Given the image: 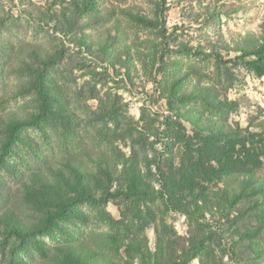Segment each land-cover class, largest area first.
I'll use <instances>...</instances> for the list:
<instances>
[{
    "label": "rangeland",
    "instance_id": "obj_1",
    "mask_svg": "<svg viewBox=\"0 0 264 264\" xmlns=\"http://www.w3.org/2000/svg\"><path fill=\"white\" fill-rule=\"evenodd\" d=\"M263 24L264 0H0V264H67L77 241L122 264H161L159 244L179 264H264V73L247 53ZM76 164L96 200L63 216ZM170 169L193 170L211 210L182 212Z\"/></svg>",
    "mask_w": 264,
    "mask_h": 264
},
{
    "label": "trees",
    "instance_id": "obj_2",
    "mask_svg": "<svg viewBox=\"0 0 264 264\" xmlns=\"http://www.w3.org/2000/svg\"><path fill=\"white\" fill-rule=\"evenodd\" d=\"M260 36V40L262 42L256 45L247 53L251 54V56H254L251 64L259 72L264 73V24L262 25V34ZM242 57H246V55H242ZM14 120L16 122V118ZM20 128V124L13 123V126L10 128V133L14 135V138H17ZM179 139H181L183 143L187 142L186 138L184 137H179ZM232 147L233 144L230 141L225 142V149H223L221 151V155L216 157V159L214 160L215 164L218 165L217 167H224L226 162L233 157ZM122 166L126 174V184L128 185V187L131 190H136L139 193H144V190H139V186L142 185L143 180L138 176V173L136 171V159L134 157H128L123 160ZM72 171L73 172L71 173L69 172L68 177L63 178L67 181L65 184L69 188L73 187L75 183L77 184L74 195H67V197L63 195L60 201H57L55 205L53 204V206H58L60 208L63 216H67L70 212H72V207L78 206L80 202L82 204H93L92 201L96 200L93 193L94 189L92 188V184L97 180L99 182V179H95V176L91 172H89V170L84 169L83 167H79L78 164L73 165ZM102 174L105 175L108 179L111 175L106 170L102 171ZM194 174L195 172L191 169L188 172L183 171L182 174H177L175 173L174 169H170V185H168V190H171L173 199L177 194H185L186 200L180 199L179 201V204L181 206L179 208H183L181 209L182 212L186 214L195 213L198 215H204L208 210H211V208L209 209L208 207L210 201L205 197L207 192L202 191L199 185H197V183L195 182L196 177H193ZM238 192L240 193V190ZM189 196H191L192 199H190ZM235 197L236 194H230L228 189L226 191H223L222 195L218 197H212L214 200H216L214 206L217 212H219V217H222L225 212L230 211L232 210V208H234ZM187 198L189 199V201H187ZM192 200H194V202ZM4 215V217H7V223L5 224V227L8 234L23 236L24 229L20 226L22 221H18L17 217L15 215H12L9 208L4 210ZM52 220L53 217H49V221ZM194 246L195 244H193V247ZM197 251V248L194 249V252ZM140 252L141 254H143L142 251ZM65 253L67 255V264H122L113 257H109L108 255H105L103 253L98 254L97 249L86 241H77L75 243H72V245L68 246V249L65 250ZM189 254L190 253H186V256L183 255L180 257V264H186L189 261ZM155 255V262H160L161 264H179L178 261H172L171 255L164 257V250L160 244L156 249Z\"/></svg>",
    "mask_w": 264,
    "mask_h": 264
}]
</instances>
